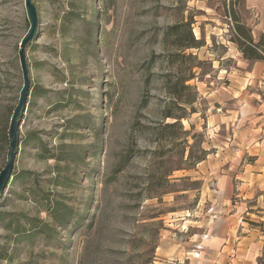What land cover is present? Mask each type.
Listing matches in <instances>:
<instances>
[{
  "label": "rangeland",
  "instance_id": "1",
  "mask_svg": "<svg viewBox=\"0 0 264 264\" xmlns=\"http://www.w3.org/2000/svg\"><path fill=\"white\" fill-rule=\"evenodd\" d=\"M33 2L31 93L0 197V264H258L264 190L251 181L264 165L248 132L263 115L264 60L244 56L232 16L259 42L264 0ZM185 21L203 45L173 63L165 32ZM30 26L25 0H0V172ZM192 66L188 105L167 82ZM247 230L261 233L253 258L238 243Z\"/></svg>",
  "mask_w": 264,
  "mask_h": 264
},
{
  "label": "trees",
  "instance_id": "2",
  "mask_svg": "<svg viewBox=\"0 0 264 264\" xmlns=\"http://www.w3.org/2000/svg\"><path fill=\"white\" fill-rule=\"evenodd\" d=\"M232 17L235 20L236 34L234 37V42L237 43L244 56L249 60H264V37L259 42H255L250 27L242 22L240 18L235 14V12ZM192 23V21H185L171 25L166 29V41H169L175 48L179 50V52L172 54L171 61L173 63H180L187 58L195 60V55H193L192 53L186 54L185 51L192 48H198L203 45L202 40L195 36L192 28ZM194 67L195 66H192L189 72H187L186 74H184V72L180 70V72H178L176 82H173V79L176 76L170 75V78L167 82L169 93L172 94L177 100L182 101L184 102V104L188 105H192L197 99V92L194 91L193 86L187 84L188 81L192 80L195 77ZM185 91H188L189 94H185ZM185 95H188V98H185L183 100ZM166 117L173 118L174 120H176V122H180L184 118V115H175L169 113L166 115ZM252 223L259 225V223L256 222ZM258 263L264 264V254L259 257Z\"/></svg>",
  "mask_w": 264,
  "mask_h": 264
},
{
  "label": "water",
  "instance_id": "3",
  "mask_svg": "<svg viewBox=\"0 0 264 264\" xmlns=\"http://www.w3.org/2000/svg\"><path fill=\"white\" fill-rule=\"evenodd\" d=\"M27 13L30 20V29L28 34L24 37L20 48V61L23 70L24 86L21 91L19 102L14 110L13 117L10 124V145L8 160L5 167L0 172V197L3 196L5 189L7 188L12 176L15 164V159L18 152L19 140V129L21 120L24 116V112L28 105V99L31 93V79L29 76V68L26 59V46L30 41L33 40L37 32L38 27V12L33 0H25ZM37 36V35H36ZM20 117V118H19Z\"/></svg>",
  "mask_w": 264,
  "mask_h": 264
},
{
  "label": "crops",
  "instance_id": "4",
  "mask_svg": "<svg viewBox=\"0 0 264 264\" xmlns=\"http://www.w3.org/2000/svg\"><path fill=\"white\" fill-rule=\"evenodd\" d=\"M260 106H264V100L260 104ZM260 109H262V108H260ZM262 112H263V115H262L261 121L259 123H257L256 127H254L253 129L249 128V132H248L249 139L252 140L251 145L252 146L256 145L258 147V151L254 155L256 165H257V163L258 164L261 163V166L264 165V110H262ZM253 181L257 187L264 190V172H263V169L260 168V172H258L256 174V177H254L251 182H253ZM246 184L248 186L251 185L250 181L246 182ZM263 233H264V231H262V234ZM258 234H261V233L256 232L254 230H247L245 232L244 236L242 237L243 240L238 242L239 244H244L245 246H247V248L248 247L250 248V250L252 251V255L249 254L248 257L253 258L255 251H258L261 247L260 245L262 244V241H261V238L258 237ZM224 246H225V248L228 247L227 244ZM244 256L245 255L243 253L236 252V259L244 258ZM260 256L261 255H258V258Z\"/></svg>",
  "mask_w": 264,
  "mask_h": 264
}]
</instances>
